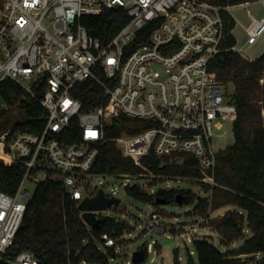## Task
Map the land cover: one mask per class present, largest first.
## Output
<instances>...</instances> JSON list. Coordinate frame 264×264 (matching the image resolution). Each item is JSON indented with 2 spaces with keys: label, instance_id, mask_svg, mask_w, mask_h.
I'll list each match as a JSON object with an SVG mask.
<instances>
[{
  "label": "built area",
  "instance_id": "obj_1",
  "mask_svg": "<svg viewBox=\"0 0 264 264\" xmlns=\"http://www.w3.org/2000/svg\"><path fill=\"white\" fill-rule=\"evenodd\" d=\"M256 1L220 5L212 0H0V86L5 79L13 80L21 88V99L36 100L47 112L42 129L33 131L19 123L23 108L7 106L18 120L0 132V160L22 165L24 174L15 193L0 191V262L41 264L29 250L7 256L34 194L27 181L36 186L62 184L78 207L97 195L95 177L149 176L93 171L99 145L109 140L107 127L114 119L142 122L140 131L110 139L124 157L143 169L150 155L179 164L194 158L202 173L198 181L215 185L222 151L216 149L214 137L225 122L235 124L238 108L212 65L229 50L246 61L256 59L237 43L225 46V13L232 15L233 8ZM119 8L128 21L108 41L89 34L83 16ZM250 16L248 45L264 34V16ZM138 35L145 42L134 45ZM88 82L100 88V93L89 94L92 106L79 96ZM3 103L0 91V123L5 119ZM103 211L97 216L106 217ZM151 218L146 226L156 230L157 213ZM117 245L115 237L104 233L98 249Z\"/></svg>",
  "mask_w": 264,
  "mask_h": 264
},
{
  "label": "trees",
  "instance_id": "obj_2",
  "mask_svg": "<svg viewBox=\"0 0 264 264\" xmlns=\"http://www.w3.org/2000/svg\"><path fill=\"white\" fill-rule=\"evenodd\" d=\"M220 5H234L256 0H212ZM128 21L123 9H110L101 15L83 16L89 34L108 41ZM226 39L225 46L233 47L237 43L232 31L236 25L232 15L225 13ZM153 25L146 27L149 29ZM142 30L140 34L143 33ZM148 34V32L146 33ZM134 45L145 42L139 37ZM224 82L226 76H233L238 89L232 95L237 104L238 118L234 124L235 143L219 155L215 173V185L206 184L211 190V197L202 198L191 189L161 188L156 192H148L139 185L128 186L129 196L144 203L154 204L157 200L165 203L177 202L181 196V204H193L199 200L194 213L210 218V212L224 206H233L221 218L210 225V228L222 236V243L233 242L245 237L246 229L251 236L246 238L238 248V254L252 255L249 264H264V123L255 122L252 133L246 132L245 123L248 117H255L254 86L264 74V51L253 61L241 60L235 51H226L218 55L213 65ZM225 84V82H224ZM87 91L81 93L83 102L92 106L89 94L100 93V88L93 82L85 84ZM0 91L5 104L11 108H23L20 115L22 128L38 131L46 121V109L36 100L22 96L21 88L11 79H5ZM21 99V100H20ZM20 100V105H19ZM22 102V103H21ZM261 116V110L258 113ZM143 128L142 122L127 118L114 119L107 127V140L99 145L98 155L93 171L99 174H141L151 172L167 179L192 178L200 180L202 173L195 166L194 158H186L183 164L169 159H159L150 155L144 159L147 169L124 157L116 144L110 140L123 133H136ZM24 174L22 165H5L0 160V191L15 193ZM158 179H153L157 181ZM200 182V181H199ZM202 183V182H201ZM205 184V183H204ZM154 185V184H153ZM178 203V202H177ZM128 228L125 221H116L114 217H104L101 227L89 230L81 212L58 182H42L36 186L34 194L27 206L24 219L15 239V243L7 256L14 258L18 253L29 250L40 260L41 264H109V260L118 254L117 247L98 249L102 242V234L108 233L118 239ZM209 237L197 238L193 241V255H188L187 264H244L240 259L224 252L213 244ZM146 253V250H145ZM260 254V260L254 257ZM147 255V254H146ZM175 264H181L178 251H175ZM0 264H5L0 262Z\"/></svg>",
  "mask_w": 264,
  "mask_h": 264
},
{
  "label": "rangeland",
  "instance_id": "obj_3",
  "mask_svg": "<svg viewBox=\"0 0 264 264\" xmlns=\"http://www.w3.org/2000/svg\"><path fill=\"white\" fill-rule=\"evenodd\" d=\"M250 14L261 17L264 16V1L259 0L251 3L247 7L237 6L231 10V14L236 19V25L233 28V35L236 38L238 47H245L251 58L259 57L264 51V34L260 36L256 43L252 45L246 44L247 33L246 27L251 23ZM240 57V56H239ZM241 60H244L240 57ZM225 87L229 94L233 95L238 89V85L234 81L233 76H226L224 79ZM259 82L254 86V106L256 116L248 117L245 123L246 132H251V126L255 122L264 123V74L258 79ZM5 102L2 108L5 107V119L0 123V132L10 129L17 122L18 115L16 111L7 107ZM261 110V117L258 113ZM221 130H217V135L214 137V145L217 150L223 151L221 155L226 153L228 148L235 143L234 123L227 121ZM226 132V134H225ZM148 173V172H147ZM143 178H134L118 176V177H103L98 176L92 180V185L103 188L106 195H114L120 199L118 205H114L104 210L106 216H111L116 221H125L128 223L123 234L117 239L118 254L115 258L109 260V264H175V251H178L181 264H187L188 255L194 256L193 241L197 238L209 237L213 244L220 247L224 252L234 255L236 259L244 264H249L253 259L252 255L238 254V248L242 246L245 239L251 236L250 229H246L245 237L233 242L222 243V236L216 231H210V225L217 222L224 213L235 209L229 205L210 212V218H204L194 213L195 207L199 200L193 204L174 203H157L149 204L139 201L126 192L128 186L139 185L142 189L148 192H156L161 188H186L191 189L199 194L202 198H210L211 190H206V184L199 182L196 179H158L153 181L152 173ZM154 184V185H153ZM26 187L33 193L36 184L31 181L26 182ZM156 212L158 218L155 220L156 230L147 228L146 221L152 220L151 214ZM222 213V214H221ZM208 234V235H204ZM143 251L144 258L139 263H133L132 254L135 251ZM146 250V253H145ZM147 254V255H146ZM261 255L257 254L254 259L260 260Z\"/></svg>",
  "mask_w": 264,
  "mask_h": 264
},
{
  "label": "water",
  "instance_id": "obj_4",
  "mask_svg": "<svg viewBox=\"0 0 264 264\" xmlns=\"http://www.w3.org/2000/svg\"><path fill=\"white\" fill-rule=\"evenodd\" d=\"M165 200H157V203H165ZM177 202L182 203L181 196L178 195ZM120 199L116 197H109L105 194L103 188H100L97 195L93 197H87L79 203V210L82 212V218L93 229L101 227L104 222V217H98L97 211L106 210L109 207L118 205ZM144 258L143 251H135L132 254L133 263H139Z\"/></svg>",
  "mask_w": 264,
  "mask_h": 264
},
{
  "label": "crops",
  "instance_id": "obj_5",
  "mask_svg": "<svg viewBox=\"0 0 264 264\" xmlns=\"http://www.w3.org/2000/svg\"><path fill=\"white\" fill-rule=\"evenodd\" d=\"M226 213H227V212H226ZM226 213H224V214H226ZM221 214H222V213H221ZM224 214H223V215H224ZM210 231H214V230H212V229L210 228ZM204 235H208V234H204Z\"/></svg>",
  "mask_w": 264,
  "mask_h": 264
}]
</instances>
